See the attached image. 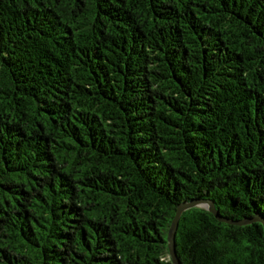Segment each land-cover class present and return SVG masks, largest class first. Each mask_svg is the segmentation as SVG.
<instances>
[{
    "label": "trees",
    "instance_id": "1",
    "mask_svg": "<svg viewBox=\"0 0 264 264\" xmlns=\"http://www.w3.org/2000/svg\"><path fill=\"white\" fill-rule=\"evenodd\" d=\"M197 199L264 220V0H0V264H172ZM175 241L264 264L260 220Z\"/></svg>",
    "mask_w": 264,
    "mask_h": 264
},
{
    "label": "water",
    "instance_id": "2",
    "mask_svg": "<svg viewBox=\"0 0 264 264\" xmlns=\"http://www.w3.org/2000/svg\"><path fill=\"white\" fill-rule=\"evenodd\" d=\"M192 207H202L205 208L206 210L212 212L214 216L219 220V221H224L227 223L231 224H246L249 223L253 220H260L263 223L264 226V220L261 218H254V219H242V220H231L229 218L223 217L218 214V211L215 209L214 203L210 200L207 199H197V200H191V201H184L178 204L174 217L170 223V226L167 231V247H168V253L170 256V260L172 264H181L178 257H177V252H176V241H175V234H176V229L178 226V221L181 216V214Z\"/></svg>",
    "mask_w": 264,
    "mask_h": 264
},
{
    "label": "rangeland",
    "instance_id": "3",
    "mask_svg": "<svg viewBox=\"0 0 264 264\" xmlns=\"http://www.w3.org/2000/svg\"><path fill=\"white\" fill-rule=\"evenodd\" d=\"M170 257V256H169Z\"/></svg>",
    "mask_w": 264,
    "mask_h": 264
}]
</instances>
